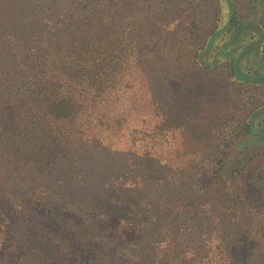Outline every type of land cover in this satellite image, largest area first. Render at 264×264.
<instances>
[{"label":"trees","instance_id":"trees-1","mask_svg":"<svg viewBox=\"0 0 264 264\" xmlns=\"http://www.w3.org/2000/svg\"><path fill=\"white\" fill-rule=\"evenodd\" d=\"M138 1L0 0V264H264L245 235L264 187L239 186L229 150L205 166L186 130L264 142V97L227 125L201 112L234 83L264 95V0H211L204 22Z\"/></svg>","mask_w":264,"mask_h":264},{"label":"rangeland","instance_id":"rangeland-1","mask_svg":"<svg viewBox=\"0 0 264 264\" xmlns=\"http://www.w3.org/2000/svg\"><path fill=\"white\" fill-rule=\"evenodd\" d=\"M143 2L144 4L151 3V0H139L138 3ZM185 2H190L188 5L189 11L191 15H195V17L200 21H206L204 14L208 13L213 10L214 5L212 1L205 0L197 4L196 0H185ZM245 7V5H244ZM149 9H144L142 11L136 10L133 14L127 15L125 20H128L129 17L139 18L144 14H147ZM190 15V17H191ZM178 21L181 23L180 18ZM173 51L174 56L179 53V48H175L172 43L160 47L159 57L161 60H165L172 55H170L166 51ZM237 88V85L234 83L229 85L226 91L223 93V100L219 103L218 107L214 106H206L204 109H201L202 113H211L210 117L213 119V115H221L225 117L226 125L234 119L239 111L241 110L240 107L235 105L243 106V110H241V114L247 112L248 108L250 107V100L254 94L256 98H263L264 95L260 90H247ZM223 92V90H221ZM260 91V92H259ZM259 92V94H258ZM250 94V97L248 95ZM243 103V104H242ZM211 110V111H210ZM186 130L193 134L195 133L196 136L194 137L197 139L199 146L201 147L203 153V163L205 166L207 165L208 158L205 157L206 153H210L211 151H218L220 147V154L229 150V153L226 157L229 162V169L234 168L233 162L238 161V165H243L244 168L241 173L235 172V179L239 183V186L243 188H249L253 191L259 190L260 188L264 187V142H256L253 140H242L241 138L235 137L232 132L230 131V127H225L222 129L220 135L218 137L215 136L217 130L212 129L207 131L205 124L201 123L199 119L195 121V125L190 124L187 126ZM193 132V133H192ZM202 135H200V133ZM235 150H241L242 152L239 154L240 156H232L231 154L234 153ZM35 155L32 154L25 158L24 160V168L26 170L30 168H34L35 170L38 169L42 172H46L45 169L40 168V166L35 162ZM205 167H195L190 172L189 177H191V181L186 183H192L189 187V191L191 193L204 191L206 189V183L201 182V175L199 178L198 176L202 171H204ZM200 184L204 186L202 189ZM224 191H227L224 189ZM220 193V191H217ZM176 197L184 204L186 202V196L178 192ZM246 232L245 235L248 239L253 238L255 241L260 239V241L264 240V204H262L261 208H257V206H251L246 211ZM191 237L188 239V243L195 244L196 248H202L201 237L195 236L193 234L190 235Z\"/></svg>","mask_w":264,"mask_h":264}]
</instances>
